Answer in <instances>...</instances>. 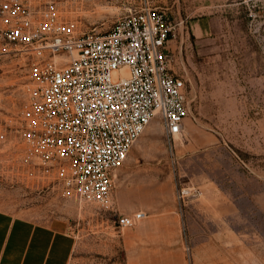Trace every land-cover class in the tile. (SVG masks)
<instances>
[{"label":"rangeland","instance_id":"rangeland-1","mask_svg":"<svg viewBox=\"0 0 264 264\" xmlns=\"http://www.w3.org/2000/svg\"><path fill=\"white\" fill-rule=\"evenodd\" d=\"M82 31L105 33L130 9L184 21L173 65L190 113L172 143L155 119L117 169L109 206L64 196L22 141L36 98L27 54L0 57V208L74 236L70 264H264V0H31ZM144 211L123 231L116 221Z\"/></svg>","mask_w":264,"mask_h":264},{"label":"built area","instance_id":"built-area-1","mask_svg":"<svg viewBox=\"0 0 264 264\" xmlns=\"http://www.w3.org/2000/svg\"><path fill=\"white\" fill-rule=\"evenodd\" d=\"M252 4L250 17L262 0ZM166 8L130 11L105 33L82 31L54 7L0 0V57L27 54L36 98L21 113L20 136L64 196L109 206L117 169L159 119L174 143L190 113L186 73L173 65L184 21ZM144 211L116 221L123 231Z\"/></svg>","mask_w":264,"mask_h":264},{"label":"crops","instance_id":"crops-1","mask_svg":"<svg viewBox=\"0 0 264 264\" xmlns=\"http://www.w3.org/2000/svg\"><path fill=\"white\" fill-rule=\"evenodd\" d=\"M75 245L66 230L0 208V264H70Z\"/></svg>","mask_w":264,"mask_h":264},{"label":"bare ground","instance_id":"bare-ground-1","mask_svg":"<svg viewBox=\"0 0 264 264\" xmlns=\"http://www.w3.org/2000/svg\"><path fill=\"white\" fill-rule=\"evenodd\" d=\"M179 136H181V135H176V137H179ZM176 137H175V138H176Z\"/></svg>","mask_w":264,"mask_h":264}]
</instances>
